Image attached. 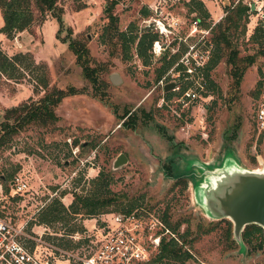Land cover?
<instances>
[{"label": "rangeland", "instance_id": "1", "mask_svg": "<svg viewBox=\"0 0 264 264\" xmlns=\"http://www.w3.org/2000/svg\"><path fill=\"white\" fill-rule=\"evenodd\" d=\"M59 1L64 8L60 30L58 20L47 13L41 23L35 22L19 34L15 30L9 36L0 33V49L9 56L21 54L11 77L0 72V121L7 106L37 99L52 85L87 89L62 98L55 108L56 122L29 123L0 149V171L16 168L14 174L21 173L28 182L23 195L9 199L7 211L17 218L34 212L31 222L39 225L38 230L57 234L72 228L91 230L111 212L122 210L110 205L98 214L87 215L68 209L65 219L47 222L40 215L54 199L69 206L74 193L89 192L91 179L103 170L111 177L109 188L126 197L122 204L133 201L135 207L159 216L168 207L171 222L182 220L180 231L189 226L187 238L192 241L187 245L194 259L184 264H264V247L254 249L237 240L232 221V234L226 237L225 217L209 214L201 201L203 191L199 192L207 193L228 165L264 169V131L258 132L254 117L264 91V56L256 57L234 89L228 64L221 58L209 72L220 92L207 89L209 81L204 79L203 87H194L196 98L190 99L183 96L188 89L182 90L186 79L174 76L180 56V51H173L175 41L165 44L159 54L152 53L148 63L137 55L134 44L126 57L120 42L100 40L110 0ZM154 1L118 0L113 8L118 28L135 24L133 32H140L143 26L154 30L151 22H145L154 15L147 7ZM185 1L177 0L170 8L182 15L188 26L191 15ZM229 1L212 0L223 14ZM144 6L150 10L146 16L141 11ZM256 25L246 22L245 32L238 34L239 55L258 48L259 43L249 39ZM67 36L84 40L92 64H103L100 76L107 80L103 98L92 95L91 82L62 38ZM173 54L178 57L157 79L162 57L169 59ZM171 81L175 85L164 90V84ZM213 100L215 103L207 106ZM126 110L130 112L124 115ZM129 118L134 125L124 123ZM120 152L127 159L114 166ZM177 174H182V179ZM0 185L6 190L2 181ZM10 189L9 185L7 191ZM212 225V230L203 231Z\"/></svg>", "mask_w": 264, "mask_h": 264}, {"label": "trees", "instance_id": "2", "mask_svg": "<svg viewBox=\"0 0 264 264\" xmlns=\"http://www.w3.org/2000/svg\"><path fill=\"white\" fill-rule=\"evenodd\" d=\"M117 2L118 0H110L106 6L108 21L101 32L100 40L103 42L106 39L114 40L116 43L120 42V47L126 57H129L131 45L134 44L137 55L144 63H148L152 56V52L150 51L152 42L157 37V33L148 26H143L140 32L137 30L133 32L134 26H136L135 24H131L128 29H119L117 25L118 17L113 12V8ZM185 4L188 6L189 12L196 11V15L201 19L202 24H209L206 21L209 14L201 0H188ZM248 9L249 6L243 0H230L224 5V14L215 22L212 28V39L215 44V50L204 69V77L209 81L207 89L213 88L217 92L221 90L209 78L210 69L221 58H224L228 64V72L232 79L230 85L234 89L236 86L238 87L246 68L256 60V57L259 55L264 56V28L259 24L255 26L249 36L251 41L259 43L258 48L254 52L246 55H239L238 53L237 38L239 33L245 32V25L248 20ZM63 10L64 8L59 0H0V12L3 19L0 31L9 36L14 30L21 31L23 29H29L35 22L41 23L46 18L47 13H50L58 20L60 30L64 26L62 19ZM141 11L144 16L150 14V10L146 6L142 7ZM67 37L62 38L63 40H67L69 49L75 54L76 61L81 66L83 76L91 82L92 95L103 98L106 94L107 87V80L100 76L104 68L103 64H92L89 55V46L84 40L70 36ZM20 56L21 54L19 53L14 54V56H9L0 49V72L11 77L12 70L18 65ZM177 57L178 54H173L169 59L165 55L162 57L161 64L157 68V79L162 76ZM42 82L43 85L47 86L46 81ZM186 86L187 83L182 86V90ZM81 91H87V89L78 88L72 84L65 88L52 85L37 99L7 106L3 113V118L0 121V149L6 146L14 135L29 123L47 125L56 122L58 115L55 112V108L62 98ZM207 93L208 91L204 92V94ZM168 96L169 94H167ZM214 103L215 100L207 106L210 107ZM128 112L130 111L126 110L124 115ZM131 116H135V113ZM123 121L125 124L134 125L132 121L130 122V118L127 120L124 119ZM74 143H77L76 140ZM15 171L16 168L7 173L0 171V180L4 183L6 190L9 189L7 181L12 179ZM181 175L177 174L175 176L182 179ZM110 181L111 177L109 173L100 170L91 179V189L89 192L85 194L74 193L69 206H65L58 199H54L41 213L40 219L46 222L65 219L68 215V209L72 213L83 212L87 215L98 214L108 209L110 205H115V207H119V210L124 212L132 210L136 203L130 201L126 205L122 204L126 197L113 192L109 188ZM184 185H186L185 181ZM161 218L172 231L176 232L179 240L174 237L165 238L163 236L160 239L158 252L154 260L167 264L172 261L178 264H184L186 260L194 259L187 245L188 242L192 241V238H187L188 234H190L189 226L183 231H180L179 228L182 220L177 219L171 222L168 215V207L163 212ZM222 220H225V236L230 237L232 234L231 221L226 218ZM213 228V225L208 226L203 231L207 232ZM75 229L79 228H72V230ZM241 237L247 245L254 249L264 247V230L257 223L246 224L241 232Z\"/></svg>", "mask_w": 264, "mask_h": 264}, {"label": "built area", "instance_id": "3", "mask_svg": "<svg viewBox=\"0 0 264 264\" xmlns=\"http://www.w3.org/2000/svg\"><path fill=\"white\" fill-rule=\"evenodd\" d=\"M176 1L156 0L147 5L154 15L145 22H151L157 33L150 51L157 55L165 44L172 40L177 43L173 51H180V56L175 62L174 76L186 79L188 89L183 96L194 99L195 88L205 84L204 69L215 50L212 28L216 21L202 24L196 12L191 11L189 24L185 26L183 16L170 8ZM244 2L249 6L248 24L254 21L264 28V0ZM254 117L258 132H263L264 91ZM9 185V191L0 185V264H167L154 260L160 239L165 236L179 240L161 216L138 206L127 212H111L91 230L80 228L63 234L38 230L39 225L31 222L34 212L17 218L7 211L9 199L23 195L28 189L27 180L17 172Z\"/></svg>", "mask_w": 264, "mask_h": 264}, {"label": "water", "instance_id": "4", "mask_svg": "<svg viewBox=\"0 0 264 264\" xmlns=\"http://www.w3.org/2000/svg\"><path fill=\"white\" fill-rule=\"evenodd\" d=\"M253 8V4L250 6ZM116 80V79H115ZM175 85V82L164 84V90ZM125 153L120 152L114 166L124 163ZM201 201L207 212L214 217L228 218L233 222L234 237L243 241L241 232L248 223H257L264 230V169H244L233 166L223 167L219 178L214 179L211 189L204 190Z\"/></svg>", "mask_w": 264, "mask_h": 264}, {"label": "crops", "instance_id": "5", "mask_svg": "<svg viewBox=\"0 0 264 264\" xmlns=\"http://www.w3.org/2000/svg\"><path fill=\"white\" fill-rule=\"evenodd\" d=\"M188 1V0H186ZM185 1V2H186ZM206 8V10L208 11V19L209 20H213V21H218L221 16L223 15V12H219L221 10V8L218 10V8H216V6H214L212 0H201ZM186 6V10L188 9V6ZM3 24V19H2V16H1V12H0V27L2 26ZM15 32H18L17 34H19L21 31H18V30H15ZM1 33V31H0ZM3 35V34H2Z\"/></svg>", "mask_w": 264, "mask_h": 264}]
</instances>
